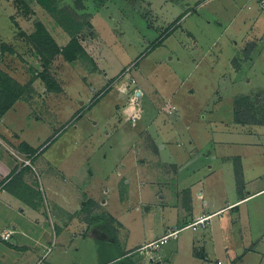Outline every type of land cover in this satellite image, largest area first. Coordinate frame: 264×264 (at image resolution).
I'll list each match as a JSON object with an SVG mask.
<instances>
[{"label": "crops", "instance_id": "0c3cea01", "mask_svg": "<svg viewBox=\"0 0 264 264\" xmlns=\"http://www.w3.org/2000/svg\"><path fill=\"white\" fill-rule=\"evenodd\" d=\"M244 8L239 17H247L252 10L248 5ZM32 11L25 16L34 17L33 25L26 27L12 19L18 37H24V51L16 52L12 45L4 56L12 58L7 71L0 63V71L20 89L15 100H2L0 106L6 107L0 110V264H264V116L259 117L264 115V48L259 39L245 32L234 42L236 50L230 60L235 80L224 76L223 82L234 83L237 91L228 99L227 116L220 114L216 120V146L204 154L193 149V142L178 141L173 131L178 120L164 115L178 109L170 100L163 107L154 103L146 119L148 92L133 80L124 82L125 77H117L106 85L101 79L100 86L93 87L88 77H81V59L70 62L62 54L73 39L68 30L52 15ZM242 21L246 27L247 21ZM40 26L59 52H40ZM229 33L228 26L224 34ZM94 34L81 46L96 66ZM162 43L159 39L153 48ZM44 58L49 60L47 66ZM67 65L74 73L80 72V77L64 79L62 71ZM244 66L250 68V76L243 80L236 76ZM95 68L89 72L100 71ZM45 70L56 84L53 89L41 77ZM77 79H83L95 94L89 101L91 108L114 90L116 98L106 116L113 124L109 135L118 133L117 125L124 121L136 130L128 140L122 139L121 154L125 158L132 154L129 162L116 166L122 168L117 178L97 175L91 158L80 165L73 154L51 155L41 162L40 155L57 134L29 142L22 137V129L8 125V116L20 108L40 123L35 99L41 112L57 111L62 100L58 98ZM132 84L140 88L135 98L143 110L133 98L127 106L120 104L130 96L127 85ZM170 97L168 93L166 98ZM163 154L167 160L161 159ZM153 188L162 192L157 202L148 200ZM203 216L210 217L205 227H189ZM149 217L154 222L148 230L145 220ZM172 229L181 230L174 243L168 241L149 255L139 252Z\"/></svg>", "mask_w": 264, "mask_h": 264}, {"label": "rangeland", "instance_id": "374dc122", "mask_svg": "<svg viewBox=\"0 0 264 264\" xmlns=\"http://www.w3.org/2000/svg\"><path fill=\"white\" fill-rule=\"evenodd\" d=\"M249 1L0 0V63L3 61L2 67L7 71L8 63L11 65L9 59L12 58L4 56L12 45L16 52L24 51V37L21 38L20 34L22 40L19 39L12 19H18L26 27L30 23L33 25L34 17L25 16L32 13V10L39 15H52L58 24L70 31L68 32L72 38L80 45L93 39L96 32L97 44L94 47L96 66L100 71L89 72L96 69V66L87 54L82 53L79 57L81 77H88L93 87H99L101 79L106 85L117 77H125L124 82L133 80L149 94L145 97L144 104L146 119L153 113L154 103L163 107L170 100L178 109L171 112V115H164L178 120L173 130L178 135V141L183 144L191 141L193 149L208 154L216 146L213 142L218 139L216 120L221 115L227 116L228 99L237 91L234 83L229 86L228 81L223 82L224 76L233 82L235 80L230 60L236 50L234 42L239 41L247 32L249 37L259 39L258 42L264 48V18L257 4ZM247 5L251 6L250 14L239 17L240 10ZM243 19L247 21L246 27H243ZM228 26L232 34L225 35L224 30ZM239 29H242L241 33H238ZM159 39L163 43L154 49L153 45ZM77 43L75 47L78 50ZM239 63L238 60L237 65H234L238 66ZM79 73H74L70 65H67L62 71V77H80ZM249 76L250 68L244 66L241 74L236 77L244 80ZM7 77L0 71V106L3 105L2 100L10 102L20 92ZM105 77L108 79L104 81ZM127 89L130 96L124 97L120 104L127 106L133 98L138 109L142 108L141 101L135 98L140 88L132 84L127 85ZM66 90V95L58 98L62 100L58 102L60 107L57 111L50 108V111L41 112L38 107L40 102L35 99L34 105L38 109L34 111L41 118L40 123L35 122L33 117L29 119L25 108L12 112L8 116L10 129H22V137L29 142H37L38 139L43 141L48 134L50 138L57 134L46 146L49 148L40 155L41 162L51 155L57 158L73 154L80 165L91 158L97 175L108 174L113 179L117 178V173L122 168L119 167L118 170L116 166L123 161L126 163V160L129 162L132 154L131 152L127 158L121 154L122 139L128 140L136 130L134 131L131 122L124 121L117 125L118 133L113 136L108 134L113 124L106 116L116 98L114 90L92 108L89 101L95 94L83 79L72 80ZM119 93L123 95L121 91ZM168 93H171V97L176 96L174 101L171 97L166 98ZM219 98L222 101L216 108ZM83 102L85 105L81 107ZM169 126L170 124L165 126L163 132L166 133ZM153 132L157 134V130ZM139 145L137 141V146ZM111 146L114 147L113 151L109 150ZM161 159L167 160V154H163ZM35 166L38 173L41 172L38 165ZM99 168L100 172H97ZM102 179L103 177L98 181ZM161 195L159 189L153 188L149 191L148 200L157 202ZM128 220L131 221V217ZM153 222L151 217L145 220L148 230ZM135 237H141L139 231L135 233ZM169 241L175 242L174 239ZM151 253L153 252L149 249L144 252L146 255Z\"/></svg>", "mask_w": 264, "mask_h": 264}, {"label": "trees", "instance_id": "16d2710c", "mask_svg": "<svg viewBox=\"0 0 264 264\" xmlns=\"http://www.w3.org/2000/svg\"><path fill=\"white\" fill-rule=\"evenodd\" d=\"M38 31H39V38H38V40L40 41L39 45L41 44V47H42L40 49V52H43L45 50L47 52L51 53V54H55V53L59 52V49L58 48L53 49V46H52L53 43H51L50 38L48 37V35L46 34V32L44 31V29L41 26L38 27ZM76 43L77 42H75V39L73 38L72 41L70 42V44L62 51V54L65 56V58H66L67 61L72 62V61L78 59V57H80V55H82V53H85V51H84L83 47L80 45V43H77L78 44L77 45L78 50L76 49V47H75V44ZM43 63L47 66L49 64V60H47L45 58V60H43ZM41 77L43 78V80L46 82V84L48 85V87L50 89L55 88V85L56 84L52 80L51 76L48 74L47 70H45L41 74ZM10 82L16 86V84L14 82H12L11 80H10ZM15 98H17V97H15ZM15 98L13 100H15ZM5 108L6 107H3L0 110L4 111ZM238 117H239V115H238Z\"/></svg>", "mask_w": 264, "mask_h": 264}, {"label": "built area", "instance_id": "2783aa9c", "mask_svg": "<svg viewBox=\"0 0 264 264\" xmlns=\"http://www.w3.org/2000/svg\"><path fill=\"white\" fill-rule=\"evenodd\" d=\"M254 1L257 3L259 11L264 18V0H254ZM263 40H264V34H263ZM209 218L210 217H206V216L200 217L189 227H192L193 229H197L198 227H205L208 224ZM180 231L181 230H175V229L168 231L166 234H164L159 239L141 248L139 252L143 253L148 249L150 250V252L157 251L161 246L168 243L170 239H177L179 237ZM9 237H10V234L6 235L4 237V240H8Z\"/></svg>", "mask_w": 264, "mask_h": 264}]
</instances>
